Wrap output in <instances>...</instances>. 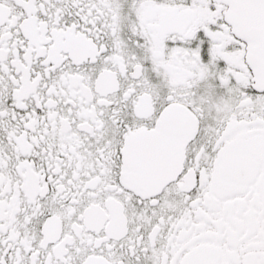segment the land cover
<instances>
[{
    "label": "snow or ice",
    "instance_id": "1",
    "mask_svg": "<svg viewBox=\"0 0 264 264\" xmlns=\"http://www.w3.org/2000/svg\"><path fill=\"white\" fill-rule=\"evenodd\" d=\"M0 264H264V0H0Z\"/></svg>",
    "mask_w": 264,
    "mask_h": 264
}]
</instances>
